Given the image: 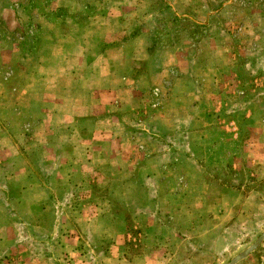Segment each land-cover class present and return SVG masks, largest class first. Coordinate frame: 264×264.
<instances>
[{"label": "rangeland", "instance_id": "rangeland-1", "mask_svg": "<svg viewBox=\"0 0 264 264\" xmlns=\"http://www.w3.org/2000/svg\"><path fill=\"white\" fill-rule=\"evenodd\" d=\"M263 231L264 0H0V264H226Z\"/></svg>", "mask_w": 264, "mask_h": 264}, {"label": "water", "instance_id": "water-1", "mask_svg": "<svg viewBox=\"0 0 264 264\" xmlns=\"http://www.w3.org/2000/svg\"><path fill=\"white\" fill-rule=\"evenodd\" d=\"M264 238V231L259 235V237L249 246L247 247L243 252L235 255L232 257L226 264H235L237 261L245 257L247 254L250 253Z\"/></svg>", "mask_w": 264, "mask_h": 264}]
</instances>
